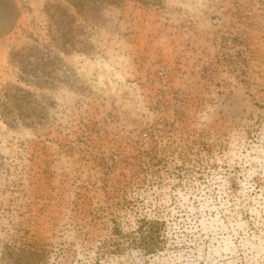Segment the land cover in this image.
I'll list each match as a JSON object with an SVG mask.
<instances>
[{"label":"rangeland","instance_id":"rangeland-1","mask_svg":"<svg viewBox=\"0 0 264 264\" xmlns=\"http://www.w3.org/2000/svg\"><path fill=\"white\" fill-rule=\"evenodd\" d=\"M262 221L264 0H0V264H264Z\"/></svg>","mask_w":264,"mask_h":264},{"label":"trees","instance_id":"trees-1","mask_svg":"<svg viewBox=\"0 0 264 264\" xmlns=\"http://www.w3.org/2000/svg\"><path fill=\"white\" fill-rule=\"evenodd\" d=\"M93 1L96 4H105V5L118 4L122 2V0H93ZM154 225H156V223L149 222L150 229L148 230V232H144L143 230L140 237V245L146 251L154 252L157 251L159 247H161L158 237H154L155 235ZM35 255H36L35 252L25 247H18L13 244H6L4 247L2 260L4 264H34Z\"/></svg>","mask_w":264,"mask_h":264},{"label":"clouds","instance_id":"clouds-1","mask_svg":"<svg viewBox=\"0 0 264 264\" xmlns=\"http://www.w3.org/2000/svg\"><path fill=\"white\" fill-rule=\"evenodd\" d=\"M206 6H207V5H206ZM260 228H261L260 235H259L258 237H256V239L259 240V244L256 245V246L259 247L260 252H261L262 254H264V221H262V222L260 223ZM242 242L245 244V246L247 245V243H249V242L246 241V240H243Z\"/></svg>","mask_w":264,"mask_h":264}]
</instances>
